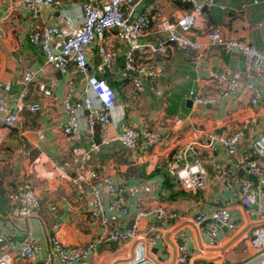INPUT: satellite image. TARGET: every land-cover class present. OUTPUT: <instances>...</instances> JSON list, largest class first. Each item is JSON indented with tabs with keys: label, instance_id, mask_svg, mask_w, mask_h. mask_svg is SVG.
<instances>
[{
	"label": "crops",
	"instance_id": "obj_1",
	"mask_svg": "<svg viewBox=\"0 0 264 264\" xmlns=\"http://www.w3.org/2000/svg\"><path fill=\"white\" fill-rule=\"evenodd\" d=\"M87 1L96 6L106 0H61L55 7L41 8L36 18L19 0H0V82L8 86L4 96L7 108L18 109L15 128L0 129V228L9 237V243L0 246V254L8 251L14 257L22 240L30 238L40 250L38 259H14L12 264H42L46 257L50 264H58L48 245L53 233L70 248L82 247L103 235L104 230L88 221L89 185L107 178L122 188L124 207L130 216L154 208L176 214L165 220L147 214L134 221L116 212L115 227L131 229L135 225L159 236L149 246V254L157 264H178L176 259L182 250L186 254L183 264H246L255 255L248 246V229L252 225L244 218L238 201L244 175L237 163L251 155L253 141L264 133V75L257 78L247 71L242 56L235 51L203 48L202 56L195 59L194 52L172 46L163 58L152 57L154 73L143 76L142 89L136 92L132 76L124 68L128 48L114 31H109L102 39L103 45L93 42L85 56L90 74L99 61L98 45L111 54L110 69L99 76L116 95L112 122L104 129L95 124L93 132L87 133L82 110L77 116L75 136H64L60 130L65 118L62 101L71 88L70 104H79L85 79L72 66L71 74L54 70L45 63L39 46L29 39L39 28L79 26L81 5ZM210 1L213 5L194 18L193 28L186 34L189 40L204 46L206 32L218 28L224 39L245 42L264 52V0ZM189 9L190 5L181 0H135L132 7L124 9L131 19L150 17L148 29L138 39L141 50L133 53L134 61L144 62L143 49L147 47L168 45V34L161 24L175 22ZM26 72L35 75L28 83L23 82ZM220 74L237 82L233 96L208 106L194 105L192 98L212 92L210 79ZM38 82L54 84L50 98L42 99L37 94ZM246 84H253L260 94L253 106L248 104ZM32 105H37L38 110L30 111ZM123 128L156 133L160 143L138 142L126 149L119 142ZM196 130L201 132V141L210 133L226 137L235 132L240 133L241 141L233 156L220 147L201 151L205 186L195 194H184L169 171L181 164L174 158V150ZM37 131L42 133L40 140L35 136ZM76 149L85 155L75 154ZM222 171L229 172V188L217 179ZM19 191H31L37 201V210L26 218L17 214L19 201L15 196ZM175 193L178 195L173 196ZM112 199L105 191L101 193L104 210ZM218 208H225L236 227L232 231L219 228L215 232L219 246L213 247L202 236V230L213 225L211 214ZM199 214L206 220L196 228L192 220ZM54 224L58 225L56 231ZM129 248L130 244L101 245L85 264H112L127 257Z\"/></svg>",
	"mask_w": 264,
	"mask_h": 264
},
{
	"label": "built area",
	"instance_id": "obj_2",
	"mask_svg": "<svg viewBox=\"0 0 264 264\" xmlns=\"http://www.w3.org/2000/svg\"><path fill=\"white\" fill-rule=\"evenodd\" d=\"M32 18H36L41 8L45 6L55 7L61 0H19ZM135 0H106L99 5L91 2H83L81 5V24L74 28L64 26L43 27L33 31L30 35V42L38 45L45 63L61 74H71L69 66L85 79L83 97L79 104H70L72 94L71 88L66 92V97L62 101V109L65 114L64 122L60 130L64 136H75L77 128V116L82 110L85 111V129L87 133H92L94 125L106 128L112 122V110L117 106L116 95L107 82L100 77L105 70L111 67V54L104 48L102 39L106 32L114 31L115 36L124 42L128 48L124 58V68L132 76L133 89L139 92L144 81L143 76L151 77L155 67L152 57L163 58L168 49L173 47L188 50L196 54L195 59L200 58L203 48L220 47L225 52L235 51L243 58L244 68L255 74L257 78L264 75V52H260L245 42L224 39L218 28H211L206 32V44L204 46L192 42L186 34L193 28L194 18L200 16L204 9L210 8L213 3L195 0H181L190 5V12L175 20L173 23L163 22L161 28L168 34V45L157 47H147L143 49L144 62L136 63L133 53L141 50L138 39L141 38L150 24V17L146 15L130 18L124 14V9L134 5ZM95 41L98 45V64L93 73H88L85 52ZM144 48V47H143ZM35 75L30 72L23 74V82L28 83ZM213 84V91L205 96H194L192 103L197 106H208L216 102L227 100L237 91V82L225 75H213L210 79ZM68 85H72L68 82ZM54 84L38 82L36 85L37 94L42 99L52 96ZM248 94V104L253 106L259 97V91L253 84H246L244 87ZM8 91L7 84L0 82V129L11 130L15 128L18 121V109L9 110L6 106L4 96ZM29 110H38L37 105H32ZM122 119V118H121ZM120 119V120H121ZM178 121L173 123L175 127ZM37 139H42L40 131L35 132ZM201 132L196 130L191 132L187 142L174 150V158L181 164L169 171L170 176L175 180L180 191L184 194H195L205 186L206 172L203 167L201 151H213L216 147L222 148L228 156L236 154L240 144V133L235 132L229 136H219L208 134L200 140ZM160 135L141 130L136 131L131 128H123L119 135V142L126 149L133 148L138 142L150 145H157L160 142ZM252 153L249 157L237 163L244 175L238 190V201L242 207L244 218L252 226L248 229V246L254 252V258L246 264H264V217H261L264 209V133L258 136L251 145ZM75 154H84L77 149ZM246 178V179H245ZM217 179L225 188L230 187L229 172L222 171ZM105 191L113 199L109 203L107 210L101 204V193ZM123 190L114 186L107 178L96 179L89 185V216L88 221L104 230V234L93 238L82 247H65L53 233L48 240L50 253L58 264H85L92 257L97 247L103 245L109 247L112 244H130L127 257L114 261L112 264H157L149 254V246L159 240L158 235H151L147 228L139 230L135 225L131 229L117 228V217H131L134 221L152 214L159 219H173L176 214L162 208H154L149 212L144 210L136 211L132 216L128 214L124 207L122 197ZM15 198L19 201L18 216L22 218L32 215L37 210V201L31 191H19ZM120 207V208H118ZM107 211V215L105 214ZM118 213V215L116 214ZM213 225L202 230V236L213 247L219 246L215 239V232L219 228L232 231L236 227V222L231 220L225 208H218L211 214ZM206 220L204 215H197L192 223L196 228H201ZM117 226V227H115ZM53 230L58 229V225L52 226ZM182 243L184 241L180 239ZM9 243V237L0 228V246ZM39 248L30 239L25 238L20 243L12 257L8 251L0 254V264H12V261H31L38 259ZM186 254L184 250L178 252L176 262L183 264ZM42 264H50V259L42 260Z\"/></svg>",
	"mask_w": 264,
	"mask_h": 264
},
{
	"label": "trees",
	"instance_id": "obj_3",
	"mask_svg": "<svg viewBox=\"0 0 264 264\" xmlns=\"http://www.w3.org/2000/svg\"><path fill=\"white\" fill-rule=\"evenodd\" d=\"M176 195H178V193H175L173 196H176Z\"/></svg>",
	"mask_w": 264,
	"mask_h": 264
},
{
	"label": "water",
	"instance_id": "obj_4",
	"mask_svg": "<svg viewBox=\"0 0 264 264\" xmlns=\"http://www.w3.org/2000/svg\"><path fill=\"white\" fill-rule=\"evenodd\" d=\"M242 173V172H241ZM246 179V178H245Z\"/></svg>",
	"mask_w": 264,
	"mask_h": 264
}]
</instances>
